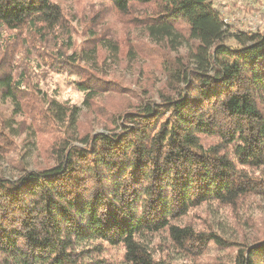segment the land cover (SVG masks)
<instances>
[{
  "label": "trees",
  "instance_id": "1",
  "mask_svg": "<svg viewBox=\"0 0 264 264\" xmlns=\"http://www.w3.org/2000/svg\"><path fill=\"white\" fill-rule=\"evenodd\" d=\"M84 1L105 3L156 43L174 47L187 38L193 46L164 61L173 96L123 112L103 132L78 135L73 108L48 101L39 116L70 125L74 137L64 133L46 167L24 168L15 179L0 175V264H97L103 245L120 246L126 264H177L210 245L235 248L231 264H264L256 218L238 241L184 221L203 205L237 213L264 198V31L236 35L230 47L208 0ZM60 3L0 0V101L11 102L13 117L22 112L23 92L39 91L36 71L86 72L76 51L68 55L77 15L65 16ZM182 23L185 33L177 31ZM99 41L90 40L88 59ZM108 46L117 57V42ZM92 81L73 83L87 105L109 87ZM3 123L7 143L18 122Z\"/></svg>",
  "mask_w": 264,
  "mask_h": 264
},
{
  "label": "rangeland",
  "instance_id": "2",
  "mask_svg": "<svg viewBox=\"0 0 264 264\" xmlns=\"http://www.w3.org/2000/svg\"><path fill=\"white\" fill-rule=\"evenodd\" d=\"M224 20V42L236 47L233 40L236 35L252 31H264V0H208ZM63 12L71 17L73 47L68 51L77 53V63L86 72L68 75L64 72L48 70L36 71L32 84L39 91L25 90L22 94V112L13 117L14 106L9 101H0V132L5 134L3 119L13 118L18 122L14 132L9 134L8 141L0 137V175L5 179H15L22 175V170L36 171L51 163V149L57 146L64 133L74 135L70 125L55 126L48 124L39 116L47 107L48 101L55 99L58 103L73 108L77 119L78 135L103 132L113 126V119L128 112L139 104L148 101L158 102L162 95L173 96L166 86L164 69L169 57H185L193 46V41L185 39L175 42L174 47L164 40L156 43L144 27H132L127 18L119 15L107 5L90 3L84 0H59ZM151 8V7H148ZM145 11V9H144ZM147 14L144 13V15ZM142 16H138L140 19ZM97 18L95 22L94 19ZM177 31L185 33V25L177 24ZM93 33L95 35L93 36ZM100 38L95 57L88 59L92 52L93 42ZM111 38L117 42L119 53L114 57L108 43ZM104 44V47L101 46ZM111 47V45H110ZM175 49V51H174ZM92 79L109 83V87L99 90L95 99L87 105L84 94L75 89L73 83ZM96 84V83H95ZM115 117V118H114ZM53 125V126H52ZM249 218H256L258 229L264 227V198L256 196L248 200L239 212L221 207L216 203L203 205L193 210L186 222L196 230L210 233L215 231L224 239L241 240L249 235L250 228L244 223ZM239 219V221H238ZM261 223V224H260ZM101 260L97 264H126L123 260V249L120 246L103 245ZM235 248H215L210 245L207 251L197 259L178 261L177 264H231Z\"/></svg>",
  "mask_w": 264,
  "mask_h": 264
},
{
  "label": "built area",
  "instance_id": "3",
  "mask_svg": "<svg viewBox=\"0 0 264 264\" xmlns=\"http://www.w3.org/2000/svg\"><path fill=\"white\" fill-rule=\"evenodd\" d=\"M262 8V12L264 13V5H263V7H261ZM226 24V23H225ZM252 32H256V31H252Z\"/></svg>",
  "mask_w": 264,
  "mask_h": 264
}]
</instances>
